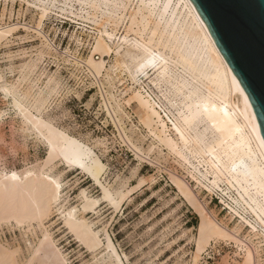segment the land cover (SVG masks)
Wrapping results in <instances>:
<instances>
[{
  "label": "bare ground",
  "instance_id": "1",
  "mask_svg": "<svg viewBox=\"0 0 264 264\" xmlns=\"http://www.w3.org/2000/svg\"><path fill=\"white\" fill-rule=\"evenodd\" d=\"M61 1V13L92 23L97 32L86 66L90 75L98 79L106 71L105 61L95 62L93 55L113 54L110 69L126 74L137 88L127 103L136 100L146 112L144 123L159 155L166 151L197 186L209 194H220L221 203L236 219L232 230L223 226L197 200L184 179L169 173L173 185L199 218L194 263L212 243L229 242L243 251L241 264H256L264 245V141L245 92L193 4L190 0ZM58 2L33 0L31 5L39 15L37 28ZM72 4L79 8L74 9ZM121 27L123 33L118 35ZM18 29L1 26L0 42ZM42 57L40 52L30 60L24 79L30 78ZM149 71L153 73L151 79ZM32 89L21 98L0 73V91L5 98L10 97L17 115L48 147L45 166L59 158L69 168L81 170L100 186L104 200L107 196L106 200L118 206L100 181L106 168L100 159L42 117V109L58 92L59 84L49 80L33 96ZM28 97L32 98L30 103L25 102ZM61 190L60 179L44 168L0 177V226L13 223L28 233L37 229L41 233L22 262L15 259L18 250H1L0 264H66L44 226L53 209H64L59 207ZM122 193L121 201L125 198ZM80 198V209L63 210V224L75 239L94 251L101 246L100 232L84 215L95 212L99 200L88 197L84 190ZM244 229L248 236L243 239ZM251 238L258 242L253 244ZM105 239L110 258L122 264L109 236Z\"/></svg>",
  "mask_w": 264,
  "mask_h": 264
},
{
  "label": "rangeland",
  "instance_id": "2",
  "mask_svg": "<svg viewBox=\"0 0 264 264\" xmlns=\"http://www.w3.org/2000/svg\"><path fill=\"white\" fill-rule=\"evenodd\" d=\"M32 2L0 0V27H19L0 42V73L21 98L32 86L33 96L49 80L59 84L58 92L42 109V117L94 152L106 167L100 181L119 204L104 200L100 186L59 158L45 166L47 145L17 115L10 97L5 98L0 91V177L14 172L21 176L44 168L60 179L63 198L59 207L64 209H53L44 226L66 264H115L110 251L105 250L106 235L122 264H241L243 251L229 242L212 243L194 263L199 218L173 185L169 173L184 179L197 200L223 226L232 230L236 219L221 203L220 194H209L197 186L166 151L159 155L144 123L146 112L136 100L127 103L137 88L126 74L110 69L113 54L93 55L95 62L105 61L106 71L98 79L90 75L86 66L97 38L93 24L61 13L59 0L57 8H52L37 28L39 15ZM122 33L123 27L118 35ZM40 52L43 57L37 68L24 79L28 63ZM148 74L153 78L151 71ZM29 100L32 98L25 102ZM83 190L88 197L99 200L95 212L84 215L100 232L101 246L94 251L75 239L63 224V210L81 208ZM119 193L125 194L124 200ZM0 227V251L18 250L15 259L19 263L27 257V249L41 238L38 229L28 233L13 223ZM246 236L248 230L244 229L241 237ZM256 264H264V245Z\"/></svg>",
  "mask_w": 264,
  "mask_h": 264
},
{
  "label": "water",
  "instance_id": "3",
  "mask_svg": "<svg viewBox=\"0 0 264 264\" xmlns=\"http://www.w3.org/2000/svg\"><path fill=\"white\" fill-rule=\"evenodd\" d=\"M245 92L264 141V0H190Z\"/></svg>",
  "mask_w": 264,
  "mask_h": 264
},
{
  "label": "snow or ice",
  "instance_id": "4",
  "mask_svg": "<svg viewBox=\"0 0 264 264\" xmlns=\"http://www.w3.org/2000/svg\"><path fill=\"white\" fill-rule=\"evenodd\" d=\"M54 183H55V181H54ZM59 185H57V187H58ZM108 197L107 196H105V199H107Z\"/></svg>",
  "mask_w": 264,
  "mask_h": 264
}]
</instances>
